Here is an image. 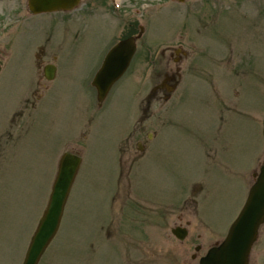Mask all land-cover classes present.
<instances>
[{
	"label": "rangeland",
	"instance_id": "obj_1",
	"mask_svg": "<svg viewBox=\"0 0 264 264\" xmlns=\"http://www.w3.org/2000/svg\"><path fill=\"white\" fill-rule=\"evenodd\" d=\"M224 2L257 8L264 4V0ZM176 9L180 11L169 36L148 44L152 57L136 60L138 71L117 84L118 94L104 109L94 104L91 85L95 74L91 59L99 51V41L83 43L84 57L63 54L58 79L49 83V89H45L47 81L35 74L37 54L44 48L46 62L57 49L56 42L51 45L39 37L0 43V51H13L11 58L0 60L5 67L0 73V264H22L65 151L80 153L83 163L60 230L39 264H120L121 257L106 248L111 246L108 243L127 242L150 251L159 249L156 264L194 253L201 244L198 257L191 261L199 264V257L226 236L246 201L253 173L264 164L263 11L258 8L250 23L241 17L225 22L224 55L203 61L213 75L211 82H196L183 73L171 98L164 97L160 107L153 101L143 112L147 103L139 102L136 108L131 87L142 83L140 99L146 98L156 79L170 76L177 57L171 49L189 51L185 6L176 3ZM168 28L163 20L160 30L167 34ZM216 48L213 44L210 50ZM193 58L180 53L179 63L185 68ZM142 118L144 138L148 132L158 137L151 155L134 166L133 174L128 170L130 161L118 164L124 147L119 141ZM134 206L160 212L161 218L143 223L146 215H135ZM187 222L189 233L180 240L171 230ZM259 253L264 254V227L251 264H264Z\"/></svg>",
	"mask_w": 264,
	"mask_h": 264
},
{
	"label": "flooded vegetation",
	"instance_id": "obj_2",
	"mask_svg": "<svg viewBox=\"0 0 264 264\" xmlns=\"http://www.w3.org/2000/svg\"><path fill=\"white\" fill-rule=\"evenodd\" d=\"M224 1L69 0L68 3L70 7H63L55 11H42L35 13L33 11L34 6L31 5L30 0H0V43L15 44L18 41H38L39 37L42 39V42H48L49 44L51 43V45L53 42H56L53 46L57 49H55V52H51L52 56L46 58V62H43L44 58L47 57L44 48L41 47V53L39 55L37 54L38 67H36L37 69L35 74L38 72V75L43 80L47 81L45 89H49V83H52L58 79L57 65L59 59L63 56V54L68 56L84 57L82 47L86 40L94 39L99 41V45L97 46L99 51L96 53L95 57H92L90 65V69H95L94 76L101 68L107 54L117 44L124 41L132 42L134 44L135 51L132 55L129 65L127 66L123 75L110 87L103 99H99L97 89L92 83L94 76L92 78L91 85L95 92L94 104L96 105L97 109H104L108 100L114 94H118V92L115 93V90L118 89L116 88L118 86L117 84H120V82L124 80L128 73L134 70L138 71L139 67H135L136 60L142 57H152L148 44L150 42L166 39L169 36V30L172 29L171 26L176 25V16L178 11H180L179 9H176V3L184 4L185 30L187 38L191 41V44L188 45L189 51L187 52L182 50V47H177L176 50L174 48L171 49V51L176 52L177 57L174 61L173 68L168 72L170 73V76L161 78L159 80L156 79L152 87L149 89V93L147 94L146 98L143 96V98L140 99V94L144 91V85L142 83H138L131 87L133 92V105H135L137 108L139 102V105H143V102L145 103L146 101L147 105L144 106V108L141 105L143 112H146L150 110V106L153 101H156L157 107H160L162 101L166 100L168 97L171 98L170 96L175 90L177 91V88L181 83L183 73L185 75H189L191 80L195 79L196 82H211V78H209L211 75L209 74L210 68L204 67L203 61L206 58L214 59L218 56L224 55V51H222L221 48H223V46L225 48V44L223 42L225 22L229 23L238 21L237 17H241L243 20H247V22L250 23L251 21L255 20L257 15L256 10L258 8L260 9L259 12L263 11L262 15L264 16V4L260 5L258 8L252 4L242 7L239 4H227ZM35 8L39 9L40 7L35 6ZM38 16L43 18L41 22L34 21V18ZM163 20H165V24L169 27L168 29H165L167 34L163 33V30H160L161 22ZM193 39H195V42ZM213 44H216L217 48L215 50H210V47H212ZM68 48L69 50H67ZM201 48L202 50H199ZM165 52L166 50H162L161 54L164 55ZM12 53L13 51L7 52L5 50H1L0 60L4 57L11 58ZM178 53L185 54L187 59L191 57L195 58H193L190 62H187V67L183 68L181 63H179L180 60ZM0 68L1 73L5 68L4 64L1 62ZM48 69L53 70V76L51 78H48ZM211 70L213 71V69ZM228 70L231 71L233 69L232 67H228ZM210 77H213V75ZM211 90L218 92L217 88H213ZM162 92L164 94H161ZM186 93L187 91L185 92V95ZM142 108H140L141 111ZM131 114L133 115V113ZM127 118L130 121L129 117ZM138 120L139 119H137V124L133 127V130L128 135L127 132L125 134L126 136L122 137L119 141V144L121 141H123L124 147H120V151H123L119 152L120 157L118 164L120 165L123 159L130 161L128 170H131L133 174L135 169L143 161H145L149 155H151L154 149L155 141L158 137V135L155 136L154 133L148 132L144 138L145 127L142 124L144 120L143 118L139 121ZM12 121H14V119ZM126 130L123 132V135ZM137 137L140 138L135 141ZM150 143L153 146L152 148ZM134 146H136L135 148L137 154L132 153ZM150 148L151 150L149 151ZM73 153L77 155L80 154L75 151ZM125 155H127L128 158H126ZM79 156H81V154ZM134 166H136L135 169ZM113 198H115V196ZM152 201L160 205V203L157 201ZM124 205L125 203L123 204V208ZM140 208L143 207L134 206V214L146 215V221H141L139 219L143 223H148L155 217H158V219L161 218L160 212L146 208L140 211ZM159 221H156V226L158 227ZM186 224L188 225L189 222ZM178 226L185 227L183 225H176V227ZM263 227L264 223L260 226L258 240L252 248L249 264H251L252 261L254 247L259 243L262 236ZM108 244L111 245L106 248L109 250L108 252H115L121 257L120 264H156L159 261L161 255L159 249L153 248L150 251L135 243L127 242L120 244ZM124 246H127L126 249L121 250V248ZM198 247L199 249H197ZM200 249L201 246L197 244L195 246L194 253H190L189 255L181 253L178 254V256H173L174 258L172 259H168L167 262L169 264H191V261L196 260L198 257V252ZM163 254L165 255V253ZM257 255L259 258H261L264 254L259 253ZM166 256L169 257L171 254ZM259 258H257V260H259Z\"/></svg>",
	"mask_w": 264,
	"mask_h": 264
},
{
	"label": "water",
	"instance_id": "obj_3",
	"mask_svg": "<svg viewBox=\"0 0 264 264\" xmlns=\"http://www.w3.org/2000/svg\"><path fill=\"white\" fill-rule=\"evenodd\" d=\"M69 0H30L33 11L57 10L70 7ZM36 7H40L36 9ZM134 44L124 41L117 44L106 56L101 69L97 72L94 85L98 89L99 99H103L112 84L123 74L134 53ZM48 78L53 76L49 70ZM264 136V120H263ZM81 159L71 153H65L60 159L58 173L52 191L36 230L29 243L23 264H38L50 242L55 237L74 179L79 170ZM264 221V165L256 182L252 185L246 203L236 220L232 223L227 236L217 246L212 247L200 259V264H248L258 228ZM180 228L173 233L183 239L187 232Z\"/></svg>",
	"mask_w": 264,
	"mask_h": 264
}]
</instances>
